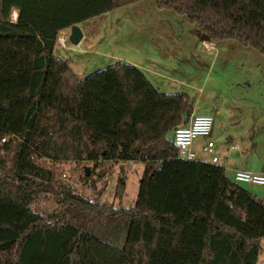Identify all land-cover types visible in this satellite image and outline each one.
<instances>
[{
    "label": "trees",
    "instance_id": "1",
    "mask_svg": "<svg viewBox=\"0 0 264 264\" xmlns=\"http://www.w3.org/2000/svg\"><path fill=\"white\" fill-rule=\"evenodd\" d=\"M155 2L204 39L264 54V0ZM118 3L0 0V264H257L264 200L223 166L180 157L172 141L193 100L160 92L126 62L80 79L53 54L61 30ZM108 159L144 164L133 205L53 184L60 163ZM124 191L121 175L114 193ZM41 193L59 209L35 212Z\"/></svg>",
    "mask_w": 264,
    "mask_h": 264
},
{
    "label": "rangeland",
    "instance_id": "2",
    "mask_svg": "<svg viewBox=\"0 0 264 264\" xmlns=\"http://www.w3.org/2000/svg\"><path fill=\"white\" fill-rule=\"evenodd\" d=\"M117 1L110 11L75 24L83 33L78 44L70 41L71 27L64 29L53 54L67 61L80 79L126 62L141 69L160 92L188 94L194 114L212 117L210 139L217 164L225 173L232 178L235 168L262 169L264 54L231 39L216 40L214 45L200 36L195 22L174 9L159 8L155 0ZM14 13L16 9L11 11L13 21ZM201 41H207L206 51ZM204 159L211 162V155L206 153ZM143 171L140 161L63 162L53 184L58 188L69 185L74 192L106 206L128 207L138 195ZM121 175L125 191L118 199L114 189ZM240 184L264 200V185ZM59 207L50 193H41L31 205L40 214ZM257 264H264V240Z\"/></svg>",
    "mask_w": 264,
    "mask_h": 264
},
{
    "label": "built area",
    "instance_id": "3",
    "mask_svg": "<svg viewBox=\"0 0 264 264\" xmlns=\"http://www.w3.org/2000/svg\"><path fill=\"white\" fill-rule=\"evenodd\" d=\"M211 127L212 117L210 115L193 113L187 124L175 128L172 141L178 148L179 156L187 160L195 159L194 139L198 136L205 137L207 141L203 146V150L211 155V163H217L218 157L214 153V142L210 139ZM232 178L238 183L264 185V171L234 169Z\"/></svg>",
    "mask_w": 264,
    "mask_h": 264
},
{
    "label": "crops",
    "instance_id": "4",
    "mask_svg": "<svg viewBox=\"0 0 264 264\" xmlns=\"http://www.w3.org/2000/svg\"><path fill=\"white\" fill-rule=\"evenodd\" d=\"M63 32V30H61L60 32H59V35L61 34ZM207 41H201V43H202V45H203V48H204V50H205V44H206V46L208 47V43H206ZM204 43V44H203ZM210 43H213L214 45H215V43H214V41L213 42H210ZM215 49V48H214ZM206 51V50H205ZM149 80V79H148ZM188 95V94H187ZM189 96V95H188ZM206 141H207V138H205V137H196L195 139H194V142H193V148H194V151H195V153H196V159H199V160H202V161H204L205 159H204V157L206 156V153L204 152V150H203V146H204V144L206 143ZM218 161H219V159H218ZM218 163V162H217ZM235 169H246V170H253V169H250V168H248V167H241V168H235ZM234 171V170H233ZM254 171H264V166H263V168L262 169H259V170H254Z\"/></svg>",
    "mask_w": 264,
    "mask_h": 264
},
{
    "label": "water",
    "instance_id": "5",
    "mask_svg": "<svg viewBox=\"0 0 264 264\" xmlns=\"http://www.w3.org/2000/svg\"><path fill=\"white\" fill-rule=\"evenodd\" d=\"M69 38L73 44H78L82 40L83 33L77 25L71 26ZM85 175H89V168L88 167L85 169Z\"/></svg>",
    "mask_w": 264,
    "mask_h": 264
},
{
    "label": "bare ground",
    "instance_id": "6",
    "mask_svg": "<svg viewBox=\"0 0 264 264\" xmlns=\"http://www.w3.org/2000/svg\"><path fill=\"white\" fill-rule=\"evenodd\" d=\"M14 15H15V18L17 17V13H14Z\"/></svg>",
    "mask_w": 264,
    "mask_h": 264
}]
</instances>
